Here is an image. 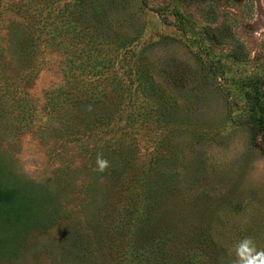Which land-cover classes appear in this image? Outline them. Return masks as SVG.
<instances>
[{
    "label": "rangeland",
    "instance_id": "rangeland-1",
    "mask_svg": "<svg viewBox=\"0 0 264 264\" xmlns=\"http://www.w3.org/2000/svg\"><path fill=\"white\" fill-rule=\"evenodd\" d=\"M254 115L264 0H0V264L264 249Z\"/></svg>",
    "mask_w": 264,
    "mask_h": 264
},
{
    "label": "clouds",
    "instance_id": "clouds-1",
    "mask_svg": "<svg viewBox=\"0 0 264 264\" xmlns=\"http://www.w3.org/2000/svg\"><path fill=\"white\" fill-rule=\"evenodd\" d=\"M96 163L97 170L101 172L110 166L109 161L101 155L97 156ZM232 252L235 255L232 264H264V249H259L252 237H245L238 241L234 245Z\"/></svg>",
    "mask_w": 264,
    "mask_h": 264
},
{
    "label": "trees",
    "instance_id": "trees-1",
    "mask_svg": "<svg viewBox=\"0 0 264 264\" xmlns=\"http://www.w3.org/2000/svg\"><path fill=\"white\" fill-rule=\"evenodd\" d=\"M251 122L253 123V133L254 135H260L264 138V115L257 117L251 116ZM0 202L4 204L12 214H15L18 211V193L12 189L0 188ZM10 214V213H7ZM21 218L19 216H16Z\"/></svg>",
    "mask_w": 264,
    "mask_h": 264
}]
</instances>
